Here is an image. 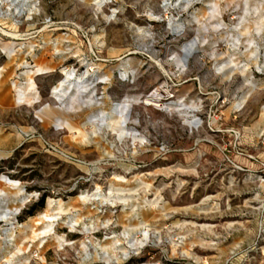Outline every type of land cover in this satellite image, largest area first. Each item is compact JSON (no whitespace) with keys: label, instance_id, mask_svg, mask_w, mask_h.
Wrapping results in <instances>:
<instances>
[{"label":"rangeland","instance_id":"1","mask_svg":"<svg viewBox=\"0 0 264 264\" xmlns=\"http://www.w3.org/2000/svg\"><path fill=\"white\" fill-rule=\"evenodd\" d=\"M0 264H264V0H0Z\"/></svg>","mask_w":264,"mask_h":264},{"label":"bare ground","instance_id":"2","mask_svg":"<svg viewBox=\"0 0 264 264\" xmlns=\"http://www.w3.org/2000/svg\"><path fill=\"white\" fill-rule=\"evenodd\" d=\"M166 3V5H168V2H165ZM186 44V43H185ZM188 44V43H187ZM186 44V45H187ZM187 58H188V51H186L185 52V54H184V58L181 60V62L182 63H180V65H179V67H181L182 68V66L185 64V61H187ZM127 73V72H126ZM126 77L127 76H129V75H126V74H124ZM133 76V74H131V77ZM70 84L71 83H69L68 84V86H66L65 88H69L70 87ZM61 92H63V89H62V87H60V85H57V86H55L54 87V94L57 96V97H60L61 95ZM58 207H60V205L58 206ZM10 213H12L10 210H8V212L6 213V217H8L9 215H10ZM51 222H50V224H49V227H51L52 225H53V219L52 220H50Z\"/></svg>","mask_w":264,"mask_h":264},{"label":"crops","instance_id":"3","mask_svg":"<svg viewBox=\"0 0 264 264\" xmlns=\"http://www.w3.org/2000/svg\"><path fill=\"white\" fill-rule=\"evenodd\" d=\"M99 73H101V72H99Z\"/></svg>","mask_w":264,"mask_h":264}]
</instances>
